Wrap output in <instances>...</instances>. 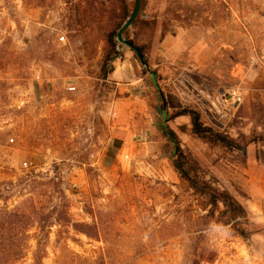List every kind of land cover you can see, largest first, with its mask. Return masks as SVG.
Masks as SVG:
<instances>
[{
	"label": "rangeland",
	"instance_id": "374dc122",
	"mask_svg": "<svg viewBox=\"0 0 264 264\" xmlns=\"http://www.w3.org/2000/svg\"><path fill=\"white\" fill-rule=\"evenodd\" d=\"M173 1L194 26L161 38L169 0H141L123 37L143 47L148 69L118 44L102 81L120 1L90 24L82 12L100 0H0V191L10 189L0 209L33 202L37 222L29 242L13 241L26 244L17 259L0 241V264H35L37 240L42 264H264V0ZM162 103L168 118L195 110L245 147L197 138L187 117L166 123L246 210L235 227L244 237L173 168Z\"/></svg>",
	"mask_w": 264,
	"mask_h": 264
},
{
	"label": "trees",
	"instance_id": "16d2710c",
	"mask_svg": "<svg viewBox=\"0 0 264 264\" xmlns=\"http://www.w3.org/2000/svg\"><path fill=\"white\" fill-rule=\"evenodd\" d=\"M115 1V0H100V2H89L87 8L84 9L83 16L89 20L90 24H100L102 23L103 17L108 14L105 11V2ZM122 3V14L117 19V23L115 27L111 29H104V37L106 43V51L103 55L99 79L102 81H107L109 76L113 73L114 67L113 63L116 59L121 58L122 54L119 52V48L121 45H118L116 35L120 28L123 26L127 18L130 16L132 11L131 5L134 6V0L132 3L129 0H117ZM169 8L166 10V14L163 18V22L161 25V38H164L173 28L174 26H178L181 28H191L194 26V22H191V15L183 16L180 14V10L182 8L175 9L176 1L169 0ZM139 9L141 10L143 6V2L139 0ZM180 11V12H178ZM139 22V17L137 16L136 20L132 25ZM127 33V30L124 31V34ZM138 50L142 55H144L143 47L138 46ZM155 84V82H153ZM160 97L161 94H160ZM161 110L163 111L164 124L162 128L163 136L172 143L173 146V168L178 173L180 178L187 183L189 188L197 195L204 197L211 207V209L217 207L218 204H221L223 210L221 212L222 217H224V221L222 224L224 226L231 225V228L234 229L241 237L245 236V233L242 230H237L235 227L238 226L239 220L247 219V212L241 206L232 195H230L226 191H220L215 188L211 182L205 179L203 174V170L201 166L197 163L195 159L186 155L180 144V140L177 135L169 129L167 126V122L176 119L178 117H187L190 120L191 124V133L197 138L204 140L210 144L221 145L224 148L232 151H240L245 153V147L238 146L236 142L229 138L226 134L217 132L212 128L205 126L201 120V115L199 112L184 108L179 111L174 112L170 117L167 116V109L162 103L160 105ZM262 140L264 143V135L262 136ZM50 182H52L50 180ZM56 186V185H55ZM10 189H3L0 191V195L9 194ZM61 193V191H59ZM2 197H0V201ZM30 201H25L18 206L9 209L7 206L0 209V241L4 242L5 240H9L8 244L5 246L3 252H6V256L11 260H15L18 256L23 254L24 247L26 244H14L15 240H26L29 242L30 235L28 234V230L33 227L35 222V218L31 216V213L28 212V205L31 204V208L36 211V207L33 202L29 204ZM30 207V206H29ZM213 211L211 210V213ZM44 227L39 226L40 234L47 235ZM37 250L34 252V263L42 264L40 260V250H41V242L39 240L36 241Z\"/></svg>",
	"mask_w": 264,
	"mask_h": 264
},
{
	"label": "water",
	"instance_id": "95a60500",
	"mask_svg": "<svg viewBox=\"0 0 264 264\" xmlns=\"http://www.w3.org/2000/svg\"><path fill=\"white\" fill-rule=\"evenodd\" d=\"M139 6H140L139 0H134L133 10H132L130 16L127 18V20L123 24V26L117 32L116 39H117V43L118 44H121L124 47H127V48L131 49L137 55V57H138L139 61L141 62V64L145 68L148 69L147 63L144 61V57L140 53L138 48L136 46H134L131 42L125 40V38L123 37L124 31L128 30L132 26L134 21L136 20V18L138 16V13H139Z\"/></svg>",
	"mask_w": 264,
	"mask_h": 264
},
{
	"label": "built area",
	"instance_id": "2783aa9c",
	"mask_svg": "<svg viewBox=\"0 0 264 264\" xmlns=\"http://www.w3.org/2000/svg\"><path fill=\"white\" fill-rule=\"evenodd\" d=\"M61 42H63L64 41V37H61L60 39H59ZM234 99H237L236 101L237 102H240V100H241V98L238 96V94H234V97H233Z\"/></svg>",
	"mask_w": 264,
	"mask_h": 264
}]
</instances>
